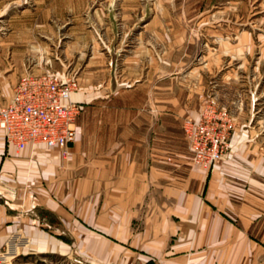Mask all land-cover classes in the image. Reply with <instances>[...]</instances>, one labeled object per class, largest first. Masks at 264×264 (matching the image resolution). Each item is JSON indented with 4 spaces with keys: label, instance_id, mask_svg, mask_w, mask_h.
Returning a JSON list of instances; mask_svg holds the SVG:
<instances>
[{
    "label": "rangeland",
    "instance_id": "rangeland-1",
    "mask_svg": "<svg viewBox=\"0 0 264 264\" xmlns=\"http://www.w3.org/2000/svg\"><path fill=\"white\" fill-rule=\"evenodd\" d=\"M11 64L19 75L39 65L72 75L80 92L99 93L84 105L85 123L114 119L110 106H142L149 128L152 108L163 105V186L176 190L193 176L190 188L196 182L210 205L222 204L226 218L236 219L226 203L250 208L243 217H255L262 248L257 264H264V0H0V107L26 74L5 82ZM139 81L135 96H113ZM73 181L64 179L67 192ZM219 186L222 194L215 193ZM99 197L103 218L124 213L108 208V195ZM174 197L149 194L144 208L170 206ZM66 205L74 213L79 204L70 196ZM162 213L176 217L169 208ZM19 214L17 231L0 248V264H129L123 250L111 257L109 245L77 248L55 219L47 233L66 239V251L41 253L36 248L43 245L27 233L28 215Z\"/></svg>",
    "mask_w": 264,
    "mask_h": 264
},
{
    "label": "crops",
    "instance_id": "crops-1",
    "mask_svg": "<svg viewBox=\"0 0 264 264\" xmlns=\"http://www.w3.org/2000/svg\"><path fill=\"white\" fill-rule=\"evenodd\" d=\"M47 70L39 65L31 71ZM24 71L22 75L29 72L28 68ZM18 72L11 64L10 69L4 71L5 82L8 79L11 83L17 82L21 75ZM0 81L3 80L0 78ZM138 83L139 86L115 92L113 96L124 93L135 96L143 84ZM12 95L13 92L6 97V103ZM99 96V93L80 90L72 96V101L80 104L82 111L69 158H64L58 147L31 145L18 150L7 144L0 131V248L10 234L17 231L21 212L28 215L27 233L33 243L43 245L36 248L41 253L66 251V239L52 238L47 233L53 225L51 220L55 219L58 226L68 228L69 236L64 233L77 248L96 249L98 243L109 245L111 257L123 250L129 264L135 261L139 264H257L262 248L259 233L254 235L255 217L247 213L252 211L250 208L233 204L228 207L226 203L224 206L234 211L236 219L226 218L221 213L226 210L222 204L219 209L217 205H210L200 195V187L194 186L196 182L190 188L193 176L176 190L163 186L162 181L168 175L162 167L163 150L159 149L163 141L164 106L152 108L149 128L143 121L146 110L142 106H110L109 110L116 115L119 111L124 117L115 115L114 119H107L109 122L99 119L97 124L85 123L84 105L87 107ZM178 118L175 119L178 121ZM103 130H107V134ZM66 159L68 169L64 168ZM69 177L74 178V187L67 192L66 187L71 185L65 186L64 179ZM216 189L215 193L221 191L222 194L225 187ZM202 191L204 195L207 193L206 189ZM103 193L109 196L103 201L109 204L108 208L115 205L112 210L118 208L124 213L117 215L109 211L107 218H103L99 210L102 201L99 195ZM149 194L175 195V202L170 206L151 203L144 208ZM70 196L79 204L74 213L66 205ZM168 208L176 217L162 213ZM244 209L248 210L244 212L248 214L246 217H243ZM135 222L141 229L135 228ZM56 236L63 237L62 234Z\"/></svg>",
    "mask_w": 264,
    "mask_h": 264
},
{
    "label": "built area",
    "instance_id": "built-area-1",
    "mask_svg": "<svg viewBox=\"0 0 264 264\" xmlns=\"http://www.w3.org/2000/svg\"><path fill=\"white\" fill-rule=\"evenodd\" d=\"M79 90L76 77L29 71L13 89L11 100L0 107V131L7 144L23 150L31 145L61 149L65 158L77 138L82 106L72 101ZM203 132H205L203 130ZM217 146L218 142H214ZM218 155H213L216 160Z\"/></svg>",
    "mask_w": 264,
    "mask_h": 264
}]
</instances>
